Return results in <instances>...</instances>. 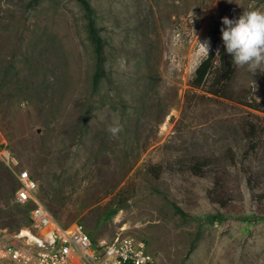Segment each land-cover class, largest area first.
<instances>
[{
    "label": "rangeland",
    "instance_id": "374dc122",
    "mask_svg": "<svg viewBox=\"0 0 264 264\" xmlns=\"http://www.w3.org/2000/svg\"><path fill=\"white\" fill-rule=\"evenodd\" d=\"M89 2L104 40L95 87L76 0H0V228L27 225L25 171L55 221L93 242L141 238L156 264H264V71L233 63L230 82L191 85L199 42L218 53L221 18L264 0ZM216 182L233 211L210 202Z\"/></svg>",
    "mask_w": 264,
    "mask_h": 264
},
{
    "label": "built area",
    "instance_id": "2783aa9c",
    "mask_svg": "<svg viewBox=\"0 0 264 264\" xmlns=\"http://www.w3.org/2000/svg\"><path fill=\"white\" fill-rule=\"evenodd\" d=\"M36 194L33 178L19 172L14 201L32 207L17 234L0 228L1 264H156L145 240L119 233L108 242H93L81 226L57 223Z\"/></svg>",
    "mask_w": 264,
    "mask_h": 264
},
{
    "label": "trees",
    "instance_id": "16d2710c",
    "mask_svg": "<svg viewBox=\"0 0 264 264\" xmlns=\"http://www.w3.org/2000/svg\"><path fill=\"white\" fill-rule=\"evenodd\" d=\"M85 12L87 19V32L92 41L93 52L95 54V72L93 74L92 85L95 87L99 80L104 76V40L98 32L95 23L93 8L89 0H76ZM217 58V60H216ZM216 65V66H215ZM234 65L229 54L222 46L218 53L210 52L208 56L198 65L194 72L191 85L193 88L202 87L210 75H213L214 82L212 87H217L220 83L230 82L234 75ZM221 88L212 90V95H223ZM210 165L208 160L196 161L193 165V171L200 173ZM208 198L211 203L218 205L225 212L234 210L235 205L232 202L231 195L227 189L223 188L222 183L216 182L215 187L208 192Z\"/></svg>",
    "mask_w": 264,
    "mask_h": 264
},
{
    "label": "clouds",
    "instance_id": "9594fccd",
    "mask_svg": "<svg viewBox=\"0 0 264 264\" xmlns=\"http://www.w3.org/2000/svg\"><path fill=\"white\" fill-rule=\"evenodd\" d=\"M221 41L232 62L239 67H247L254 73L264 71V11L252 9L243 11L238 17L221 18ZM202 51L208 55L210 42H199ZM113 134L119 129H109Z\"/></svg>",
    "mask_w": 264,
    "mask_h": 264
}]
</instances>
